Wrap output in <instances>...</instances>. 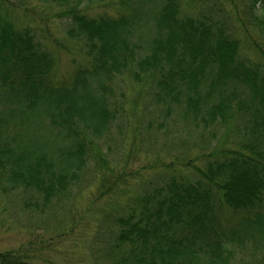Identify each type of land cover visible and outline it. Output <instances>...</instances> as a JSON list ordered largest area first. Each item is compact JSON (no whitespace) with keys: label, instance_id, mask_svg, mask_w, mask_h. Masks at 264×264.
Listing matches in <instances>:
<instances>
[{"label":"trees","instance_id":"1","mask_svg":"<svg viewBox=\"0 0 264 264\" xmlns=\"http://www.w3.org/2000/svg\"><path fill=\"white\" fill-rule=\"evenodd\" d=\"M200 1L0 0V213L47 224L71 209L65 229L90 214L93 264H264V0ZM49 14L83 51L70 77ZM130 96L136 145L116 159ZM46 235L0 264L46 259Z\"/></svg>","mask_w":264,"mask_h":264},{"label":"rangeland","instance_id":"2","mask_svg":"<svg viewBox=\"0 0 264 264\" xmlns=\"http://www.w3.org/2000/svg\"><path fill=\"white\" fill-rule=\"evenodd\" d=\"M234 1L236 4L239 3V0ZM224 4L226 7H232L228 2H225ZM188 5L191 10H195L201 7L202 2L200 0H189ZM48 18V21L44 23L48 36V44H50V47L59 57L57 77H70L77 62H79V64L85 63L83 51L76 43H73L72 40L66 36L61 24L54 21V14H49ZM262 59L264 60V57H262ZM116 95H120V92L117 91ZM118 101H122L125 110V117L123 120L129 121V127L125 136L121 133L120 128L118 127L121 126L120 123L115 127V146L112 156L116 159H123L135 148L136 141H134L133 137L138 130L136 118L142 112V106L141 102L137 99H131V96L129 99H126V101L122 99H118ZM142 163V157L135 156L132 162V168L140 167ZM154 172L155 171L148 172L146 177L152 175ZM189 172L190 169H185L184 174L189 175ZM135 193L136 188L133 186H131L128 191L120 189L117 193L111 195V197L116 199L115 204L107 206L104 202L100 201L101 203L98 204L100 209L97 210L95 214L98 217L106 212H112L111 207L116 211L122 209L124 203ZM87 195H89V191H85L80 198L76 209L77 213L82 212L87 207ZM90 196L93 197L94 195ZM70 210L71 209L60 210L56 214L55 220H51V217L49 222L53 227L48 225L49 222L44 224V221L41 219H36L34 222L30 221L28 223H15L14 221H11L7 213L3 211V213H0V252L12 251L20 247H28L29 242H35L37 240L36 236L47 234L45 237V243L48 246L53 242V245L50 247L53 248V251H48L46 259H40L37 262L38 264H93L89 253V251H91V245L87 247V244H90L93 241L92 233L94 229L91 225L95 218L90 214L86 215L83 222L77 224L75 228L71 229V227H68L65 229V221L70 219L72 215H76L75 211L71 213ZM57 225H60L59 229L56 228ZM38 227H41V229ZM44 227H47V229ZM48 229L49 231H47ZM49 238H51V240H49ZM35 247L41 248L42 244L40 245L38 243Z\"/></svg>","mask_w":264,"mask_h":264}]
</instances>
